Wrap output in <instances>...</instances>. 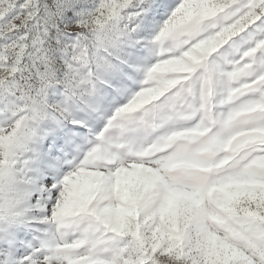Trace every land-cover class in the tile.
<instances>
[{"label":"snow or ice","instance_id":"6c2138e0","mask_svg":"<svg viewBox=\"0 0 264 264\" xmlns=\"http://www.w3.org/2000/svg\"><path fill=\"white\" fill-rule=\"evenodd\" d=\"M0 264H264V0H0Z\"/></svg>","mask_w":264,"mask_h":264}]
</instances>
